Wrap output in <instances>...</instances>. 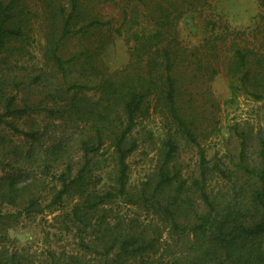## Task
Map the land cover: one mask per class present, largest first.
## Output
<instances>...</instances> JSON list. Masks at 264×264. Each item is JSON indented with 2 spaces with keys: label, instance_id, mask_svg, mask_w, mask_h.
Masks as SVG:
<instances>
[{
  "label": "trees",
  "instance_id": "1",
  "mask_svg": "<svg viewBox=\"0 0 264 264\" xmlns=\"http://www.w3.org/2000/svg\"><path fill=\"white\" fill-rule=\"evenodd\" d=\"M108 1L0 0V54L25 55L30 40L46 28L49 33L43 31L44 56L63 73L64 65L74 57L62 60L57 56L59 44L85 35L88 29L109 26L110 21H102L95 12L97 6ZM118 1L123 4L121 19L126 43L131 45L125 68L113 74L116 78L109 76L101 86L74 84L67 90L73 91L68 101L70 116L89 124L95 139L91 143L88 137L82 143L80 170L73 174L71 165H65L57 174L55 181L60 189L44 208L62 206L63 199L68 197H72L74 203L67 213L53 219L57 225L55 232L45 234L40 254L30 253L25 248L11 250L3 245L0 264H264V147L260 152L259 169L249 168L242 161L245 142L241 136V160L237 167L242 176L237 187L243 191L244 200L238 210L231 212L228 203L221 204L225 196L214 198L204 191L205 149L199 140L207 139L219 121L215 113L219 105L210 91V83L216 76L239 77L241 89L247 95L255 100L264 98V34L258 49L240 45L236 39L242 33L227 30L189 48L177 41L178 22L189 12L201 9L206 4L202 0ZM258 2L264 9V0ZM96 90H101L105 103L119 109L115 113L118 123L113 130L108 131L106 127L110 112L104 117H95L93 111L77 104L79 95L86 97ZM35 110L27 105L19 108L15 106V98H9L0 114V126L34 142L36 133L19 130L6 118ZM143 121L166 127L177 135L165 141L164 166L177 152L176 139H183L198 150L203 168L201 179L195 184L200 192V207L192 208V214L187 215L184 222H176L180 211L174 209V202L166 200L163 201L166 205L161 206V201H154L157 206L154 210H160L170 224L167 240L146 239L142 231L134 227L121 228L120 223L111 228L106 215L111 200L124 194L126 159L136 148L134 143L126 148V138ZM103 138L109 141L116 178L111 189L96 194L87 190L85 179L93 167L89 155L100 149ZM29 155L30 152L17 154L20 160L16 164H26ZM57 156L55 149L46 155L47 160L52 159L51 163L58 161ZM51 163L46 167H51ZM218 171L235 190L236 181ZM176 176H169L161 168L153 194L176 181ZM36 187L31 182L16 190L12 184H2L0 205H15L16 214L41 211L36 210L38 199L31 194ZM176 193L178 196L179 192ZM67 238L72 240H65ZM68 243L72 244L71 248Z\"/></svg>",
  "mask_w": 264,
  "mask_h": 264
},
{
  "label": "rangeland",
  "instance_id": "2",
  "mask_svg": "<svg viewBox=\"0 0 264 264\" xmlns=\"http://www.w3.org/2000/svg\"><path fill=\"white\" fill-rule=\"evenodd\" d=\"M202 2L206 4L201 9L189 12L178 22L177 41L181 45L196 47L205 38L227 30L242 33L236 39L240 45L246 44L255 49L260 47L264 34V9L258 0ZM122 5L118 0H110L97 6L95 12L102 21H110V25L88 29L85 35L59 44L57 56L62 60L74 57L72 62L64 65L63 73L48 56H44L45 42L42 37L43 31L49 33L46 28L36 33L33 41L30 40L25 55L0 54V114L5 100L9 98H15V106L19 108L27 105L37 109L25 115L6 118L19 130L36 133L34 142L26 141L8 127L0 126V185L12 184L16 190H20L31 182L36 184L31 194L38 199L36 210H41L16 214L15 205H0V247L5 245L11 250L25 248L30 253L40 254L44 249L42 240L45 234L55 232L57 225L53 219L67 213L74 203V199L68 197L63 199L62 206L44 208L60 189L55 181L57 174L64 170L65 165H71L73 174L80 170L83 166L82 143L88 137L91 143L95 139V132L89 124L70 116L72 111L68 101L73 91L67 90L74 84L101 86L109 76L114 79L113 74L125 68L131 45L126 43L121 19ZM100 91L89 93L86 97L79 95L77 104L93 111L95 117H104L106 112H110L106 124L110 131L118 123L115 113L119 109L112 103H105ZM210 91L219 105L215 111L219 121L207 139L199 138L205 149L204 191L214 198L225 196L222 206L228 203L231 206L228 210L235 212L244 200L243 191L237 187L242 176L241 169L237 167L241 160V136L245 142L243 164L258 170L261 148L264 147V98L255 100L247 95L241 89L239 77L218 75L210 83ZM170 136L177 135L166 127L143 121L126 138V148L132 143L136 148L126 159L124 194L112 199V203L106 207L111 228L120 223L121 228L134 227L136 231H142L146 239L167 240L170 224L160 210H154L157 207L154 201H161V206L166 205L163 202L166 200L168 203L174 202V209L179 208L180 211L177 223L184 222L187 215L192 214V208L200 207V192L195 189L203 169L200 167L198 150L185 140L174 137L177 152L171 162L164 166V144ZM52 149L58 152L55 163L46 157ZM28 152L30 155L25 159L26 164L17 165L16 161L20 160L17 154L28 155ZM89 157L93 167L86 176V188L89 192L101 194L112 188L116 178L108 139L103 138L100 149ZM50 163L52 166L46 167ZM161 168L169 176L177 174V179L158 189L154 195ZM218 170L236 181L235 190L221 178ZM176 192H179L178 196ZM69 245L68 248H71L72 244Z\"/></svg>",
  "mask_w": 264,
  "mask_h": 264
}]
</instances>
